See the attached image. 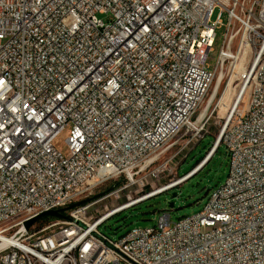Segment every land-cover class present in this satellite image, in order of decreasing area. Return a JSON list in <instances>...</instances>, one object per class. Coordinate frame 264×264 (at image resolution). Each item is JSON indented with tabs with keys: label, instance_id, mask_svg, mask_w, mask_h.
Segmentation results:
<instances>
[{
	"label": "built area",
	"instance_id": "1",
	"mask_svg": "<svg viewBox=\"0 0 264 264\" xmlns=\"http://www.w3.org/2000/svg\"><path fill=\"white\" fill-rule=\"evenodd\" d=\"M224 13L220 73L248 50L231 133L221 134L226 181L194 216L163 212L108 238L99 228L109 219L175 186L93 208L171 177L169 162L148 171L147 161L181 134L190 144L208 133L197 115L220 74L207 58ZM67 127L69 158L53 145ZM107 183L117 184L68 219L15 236ZM0 243V264H264V0H0Z\"/></svg>",
	"mask_w": 264,
	"mask_h": 264
},
{
	"label": "rangeland",
	"instance_id": "2",
	"mask_svg": "<svg viewBox=\"0 0 264 264\" xmlns=\"http://www.w3.org/2000/svg\"><path fill=\"white\" fill-rule=\"evenodd\" d=\"M219 15L220 10H215L212 16V22H216ZM98 17L105 22L108 20L106 15H98ZM221 19L223 21V26L217 30L215 44L207 58V66L212 71L217 69L219 55L224 43L226 25L229 21L227 13H224ZM239 41V39L234 41L232 46L233 53L238 51ZM237 69L234 70V64H228L223 73H221L222 80L220 83H218L220 74L217 75L211 90L199 110L197 118L203 117L202 114L206 106L209 105L206 113V118H209L208 133L205 134V137L200 141H193L187 144L189 138L186 139L181 134L172 140L158 154L147 161V165L151 163L148 167V171L160 166L165 167L169 162L170 166L168 165V168L171 167V177H168V172H166L161 174L159 179L144 180V185L139 182L124 193L119 200H108L94 207L93 209L96 210L95 214L104 212V205H107L109 209H115L120 206L134 203L138 199L158 191L163 187L172 186L181 178L194 172L199 166L204 165V163H206L205 160H207L214 147H216L214 150L216 151L219 145L222 144L223 146L220 152L197 173L194 175L192 173L193 176L183 184L175 186L165 193L125 209L113 216L99 228L102 234L112 240H118L134 228L154 226L157 218L163 212L170 213L172 222H176L181 218L194 216L204 209L211 192L224 184L229 174V159L221 134L226 124V118L231 112L230 110L236 103L235 101L243 94V92L241 93L242 87L239 86V80H237L239 68ZM219 71L220 69L217 73H219ZM230 82L234 88L233 93L228 96L229 98L225 100L224 105L221 104L219 106L223 93ZM243 105L244 103L242 102L241 107H243ZM69 131L70 127H67L53 143L55 149L65 158L70 157V150L67 144ZM202 156H204V158L201 163L194 168V165ZM113 186L114 183H107L98 188L93 196L105 194L109 189L111 190ZM170 203L174 204L173 208L169 207ZM37 226L38 225L35 224L33 227L37 229L39 228Z\"/></svg>",
	"mask_w": 264,
	"mask_h": 264
},
{
	"label": "bare ground",
	"instance_id": "3",
	"mask_svg": "<svg viewBox=\"0 0 264 264\" xmlns=\"http://www.w3.org/2000/svg\"><path fill=\"white\" fill-rule=\"evenodd\" d=\"M247 58H248V50H246L245 52H244V54H243V51L240 53V60H239V63H238V67L237 68H239V70H243V67H244V65H245V62H246V60H247ZM220 69V66H217V69L216 70H214V71H212V70H210V73H217L218 72V70ZM238 70V69H237ZM219 73H220V71H219ZM235 78V77H234ZM221 80H222V74L220 73V75H219V80H218V83H220L221 82ZM231 80H232V78H231ZM242 87V86H241ZM240 87V88H241ZM243 88V87H242ZM233 90H234V88H233V85H232V83L230 82L229 84H228V86H227V88H226V90L224 91V93H223V96H222V98H221V100H220V103H219V106L221 105V104H223L224 105V102H225V100L227 99V98H229L228 96H230L232 93H233ZM243 92V91H242ZM241 92V93H242ZM240 93V92H239ZM240 96V95H239ZM241 98H242V96L239 98V99H237V101H235V102H240V100H241ZM237 103H235L236 105H237ZM234 104V105H235ZM234 105H233V107H234ZM209 105H207L206 106V108H205V110H204V112H203V114H202V116H204L206 113H207V110H208V107ZM232 107V108H233ZM231 111V110H230ZM202 118V117H201ZM223 130H224V133H231V122H226V124H225V126H224V128H223ZM216 149V147H214V149H213V151ZM213 151L211 152V154L209 155V157L207 158V160H205V162H207L209 159H210V157H211V155L213 154ZM204 165H205V163H204ZM204 165H201V166H199L194 172H192V173H197ZM191 173V174H192ZM178 184H174V185H172L171 187H174V186H177ZM208 225H215V216H208Z\"/></svg>",
	"mask_w": 264,
	"mask_h": 264
},
{
	"label": "water",
	"instance_id": "4",
	"mask_svg": "<svg viewBox=\"0 0 264 264\" xmlns=\"http://www.w3.org/2000/svg\"><path fill=\"white\" fill-rule=\"evenodd\" d=\"M206 117H207V114H205L204 116H203V119H206ZM215 152V151H214ZM211 158V157H210ZM206 164V163H205ZM193 175H194V173H193ZM192 175V176H193ZM115 186V185H114ZM113 186V187H114ZM97 197H99V196H95V197H93V198H90V199H86V200H83V201H80V202H78V203H75V204H73V205H71V206H69V207H67V208H62V209H58V210H52V211H48V212H44L43 214H40L39 216H36V217H34V218H32V219H30V220H27L25 223H24V226L17 232V234L15 235V236H17V235H19V234H22V233H24L25 231H28L30 228H32L41 218H43V217H53V218H57V219H68V216H65L64 214L65 213H67V212H69V211H71V210H73V209H75L76 207H79V206H82V205H84V204H86V203H88V202H90L92 199H94V198H97ZM150 197H153V196H150ZM150 197H148V198H150ZM132 205H134V204H132ZM169 207L170 208H173L174 207V204L173 203H170L169 204ZM7 247V245L5 244V243H0V251L1 250H3V249H5Z\"/></svg>",
	"mask_w": 264,
	"mask_h": 264
},
{
	"label": "trees",
	"instance_id": "5",
	"mask_svg": "<svg viewBox=\"0 0 264 264\" xmlns=\"http://www.w3.org/2000/svg\"><path fill=\"white\" fill-rule=\"evenodd\" d=\"M223 145L222 144H220L219 145V147L217 148V150L214 152V154L211 156V158L206 162V164L205 165H207L212 159H213V157L217 154V153H219L220 152V150H221V147H222ZM210 149V148H209ZM208 151V150H207ZM206 151V152H207ZM226 152H227V150H226ZM206 154V153H205ZM205 154H204V156H205ZM227 155H228V153H227ZM204 156H202L197 162H196V164L194 165V168L195 167H197L200 163H201V161H202V159L204 158ZM204 165V166H205ZM203 166V167H204ZM202 167V168H203ZM201 168V169H202ZM192 177V176H191ZM190 177V178H191ZM189 178V179H190ZM117 184V183H116ZM116 184H114V185H116ZM115 187V186H114ZM114 187L112 188V189H114ZM111 189V190H112ZM108 191H110V189L108 190ZM145 202V201H144ZM143 203V202H142ZM141 204V203H140ZM138 205V204H137ZM65 216H68V213H65L64 214ZM57 220H59V219H57V218H53V217H43V218H41L37 223H36V225H38L37 227H39V228H42L43 226H45V225H48V224H50V223H52L53 221H57ZM38 229V228H37Z\"/></svg>",
	"mask_w": 264,
	"mask_h": 264
}]
</instances>
